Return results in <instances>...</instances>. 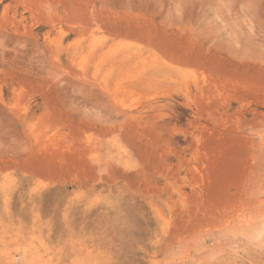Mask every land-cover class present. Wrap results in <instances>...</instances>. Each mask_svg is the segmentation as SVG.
I'll return each instance as SVG.
<instances>
[{
    "label": "rangeland",
    "instance_id": "1",
    "mask_svg": "<svg viewBox=\"0 0 264 264\" xmlns=\"http://www.w3.org/2000/svg\"><path fill=\"white\" fill-rule=\"evenodd\" d=\"M0 264H264V0H0Z\"/></svg>",
    "mask_w": 264,
    "mask_h": 264
}]
</instances>
